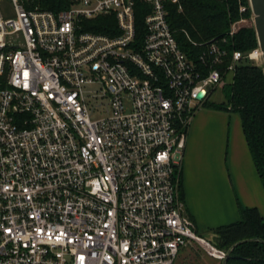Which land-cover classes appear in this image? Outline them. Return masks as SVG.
<instances>
[{"label":"built area","instance_id":"obj_1","mask_svg":"<svg viewBox=\"0 0 264 264\" xmlns=\"http://www.w3.org/2000/svg\"><path fill=\"white\" fill-rule=\"evenodd\" d=\"M180 2L0 0V264L226 257L197 234L178 177L193 113L258 50L233 47L244 18L201 42L181 30L185 50L167 20ZM100 16L114 34L88 30Z\"/></svg>","mask_w":264,"mask_h":264},{"label":"trees","instance_id":"obj_2","mask_svg":"<svg viewBox=\"0 0 264 264\" xmlns=\"http://www.w3.org/2000/svg\"><path fill=\"white\" fill-rule=\"evenodd\" d=\"M73 0H26L27 7L37 6L41 10L59 11L68 7ZM181 10L177 4L169 3L167 20L181 46L192 49L181 30H187L196 41H206L216 35L225 34L234 21L251 15L247 0H181ZM139 6L144 4L138 3ZM240 5L247 7L240 11ZM143 14L137 15L136 25L143 26ZM89 31L111 33L109 24L115 23L113 16L97 17L91 20ZM233 47L244 53L257 48V38L253 26H242L233 35ZM195 51L196 49L193 48ZM197 51V50H196ZM226 101L218 104L205 102L203 106L237 113L240 116L246 144L264 187V76L263 67L243 62L237 67L229 84H225ZM178 190L181 193V171ZM240 219L236 223L223 225L212 230V242L226 251L238 243L231 251L226 264H264V218L256 207L248 208L237 200Z\"/></svg>","mask_w":264,"mask_h":264},{"label":"crops","instance_id":"obj_3","mask_svg":"<svg viewBox=\"0 0 264 264\" xmlns=\"http://www.w3.org/2000/svg\"><path fill=\"white\" fill-rule=\"evenodd\" d=\"M231 114L203 106L193 113L186 129L181 193L186 214L197 232L236 223L240 219L237 200L245 207H256L264 218V187L239 114L233 113L238 119L231 133L226 127L234 116ZM226 158L230 160V174Z\"/></svg>","mask_w":264,"mask_h":264},{"label":"rangeland","instance_id":"obj_4","mask_svg":"<svg viewBox=\"0 0 264 264\" xmlns=\"http://www.w3.org/2000/svg\"><path fill=\"white\" fill-rule=\"evenodd\" d=\"M1 11L6 16H13L15 14V13H13L12 6L9 3H7L6 1H4L1 4ZM244 20L246 22L241 23V26H246V27L247 26H253V21H252L251 15L247 18H244ZM253 50L254 49L248 50V53L253 51ZM248 62L251 63L252 65L262 67L261 59H259V60L252 59V60H248ZM231 80H232V75H227L224 78V81L220 85H218L217 88H215L214 90L211 91V93L209 94V97L206 99V101L207 102H214L216 104L223 102V101H226L225 96H226L227 91H226V89L224 90V87H225V84H229L231 82ZM205 102L203 103V105L205 104ZM231 115H234V114L232 113ZM237 117L234 115L231 120H228L226 122V125H227L226 127L229 130H231L230 133L232 132V127L235 124V120L238 119ZM215 126H216V129L219 127L218 122L215 123ZM230 133L228 135H230ZM225 161H226L227 171L230 174L231 170H230L229 163H228V162H230V160H229V158L228 159L226 158ZM242 164H243V161H242ZM197 234L199 236L203 237L204 239H208L210 241H212V239H215L214 233L210 229H208L207 231H198ZM178 255H179V258H177L176 264H221V261H218V260L210 257L208 254H205L203 249L201 247H199L198 245H193L192 248L181 250Z\"/></svg>","mask_w":264,"mask_h":264},{"label":"water","instance_id":"obj_5","mask_svg":"<svg viewBox=\"0 0 264 264\" xmlns=\"http://www.w3.org/2000/svg\"><path fill=\"white\" fill-rule=\"evenodd\" d=\"M247 3L251 12L253 28H254L255 36L257 38V50L260 54V59L263 67V76H264V0H247ZM202 97H203V92L198 93L197 98L200 99ZM238 243H240V241ZM238 243L234 244L226 251L227 255L222 260V264L227 263V260L231 255L232 249Z\"/></svg>","mask_w":264,"mask_h":264},{"label":"bare ground","instance_id":"obj_6","mask_svg":"<svg viewBox=\"0 0 264 264\" xmlns=\"http://www.w3.org/2000/svg\"><path fill=\"white\" fill-rule=\"evenodd\" d=\"M254 58H255L256 60H259V59H260V57H259V53H258V52L255 53Z\"/></svg>","mask_w":264,"mask_h":264}]
</instances>
